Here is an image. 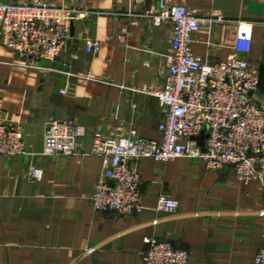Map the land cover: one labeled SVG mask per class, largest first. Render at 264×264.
<instances>
[{"label": "crops", "instance_id": "1", "mask_svg": "<svg viewBox=\"0 0 264 264\" xmlns=\"http://www.w3.org/2000/svg\"><path fill=\"white\" fill-rule=\"evenodd\" d=\"M43 1L97 12L156 6V0ZM175 3L222 16L223 22L203 27L191 42L194 54L213 61L231 51L235 22L253 24L246 58L258 69L264 107V0ZM127 24L125 17L105 14L76 21L68 49L54 61L21 59L0 45V113L21 126L31 150L27 156H0V264H142L146 236L185 249L187 264H254L264 244V181L241 183L232 170H209L200 159L160 164L142 158V210L116 217L94 210L89 199L101 172L100 157L41 154L51 120L72 119L84 126L85 148L96 130L158 137L163 109L143 89L164 81L170 25ZM125 27L128 34L118 39ZM87 39L99 42L96 53L86 52ZM33 165L43 171L40 180L27 176ZM161 193L178 202L177 210L156 209Z\"/></svg>", "mask_w": 264, "mask_h": 264}, {"label": "built area", "instance_id": "2", "mask_svg": "<svg viewBox=\"0 0 264 264\" xmlns=\"http://www.w3.org/2000/svg\"><path fill=\"white\" fill-rule=\"evenodd\" d=\"M127 18L128 26L144 21L150 27L170 25L168 53L163 62L165 78L158 88H144L163 109L157 138L104 133L96 130L85 148L84 126L72 119L51 120L44 132L43 156L94 155L101 172L89 198L94 210L127 217L142 210V178L138 161L166 163L179 157L200 159L209 170H232L241 183L264 181V107L259 102V74L246 58L252 48L253 24L237 21L234 42L223 60H210L191 50L193 36L203 27L223 22L222 16L200 13L175 0H156L148 11L97 12L72 4L43 0H0V45L26 60L54 61L66 52L76 21L92 15ZM123 28L121 39L126 36ZM85 50L96 53L99 42L87 39ZM148 66L149 64L146 63ZM64 94L65 91H60ZM31 153L22 128L9 124L0 113V156L21 157ZM42 169L30 166L27 176L40 180ZM178 202L167 194L158 196L156 209L177 210ZM142 264H187L188 252L170 241L143 238ZM254 264H264V244Z\"/></svg>", "mask_w": 264, "mask_h": 264}]
</instances>
